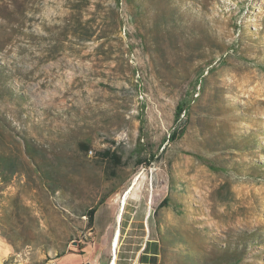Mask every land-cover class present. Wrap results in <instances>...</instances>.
I'll return each instance as SVG.
<instances>
[{"label":"rangeland","instance_id":"rangeland-1","mask_svg":"<svg viewBox=\"0 0 264 264\" xmlns=\"http://www.w3.org/2000/svg\"><path fill=\"white\" fill-rule=\"evenodd\" d=\"M0 152L13 264H264V0H0Z\"/></svg>","mask_w":264,"mask_h":264},{"label":"trees","instance_id":"trees-1","mask_svg":"<svg viewBox=\"0 0 264 264\" xmlns=\"http://www.w3.org/2000/svg\"><path fill=\"white\" fill-rule=\"evenodd\" d=\"M188 108H189V105L186 104L185 102L180 103L177 106V110H176V121L177 122L180 121L181 116L184 113L185 114L187 113ZM185 131H186L185 127H182V128H179V129H175L172 132L171 136L168 138V140L171 141V142H175L181 135H183L185 133ZM80 149L87 153L90 150V146L87 143H81L80 144ZM25 155L30 159L31 164H33L34 166L39 167V163L37 162L36 156L33 153L32 147H31V145L29 143H25ZM100 155H101L102 159L106 160L114 168H119L120 166H122L124 164L123 160H122V157L118 153L113 152L111 150H105L102 153H100ZM0 158L2 159V162L4 164H6L10 170H12L11 169L12 167H16L17 162H18L17 158L7 157L2 152H0ZM156 158H157V155L150 154L149 159H144V160L142 159V160L139 161L138 164L139 165L146 164L147 166H149L153 161H155ZM15 172H17L16 169H13L9 173L7 171L0 170V178L4 182H8V180L10 178V174L12 175ZM38 172L41 174L42 173L41 169H39ZM52 190H53V192H55L54 188ZM169 201H170L169 198L164 199L162 201V203L159 205V209L168 206L169 205ZM105 202H106V200L103 199L101 201V203H99V205H97L95 207H92V208H90L87 211L86 217L88 218V224H89L90 227H93V225L95 224L97 212H98L100 206H102ZM148 246L149 245L147 244L145 250L148 249ZM74 252H77V253H80V254L84 253V250L80 249V243L79 242L77 243V245L71 246L69 248V250L67 252H65V253H74ZM65 253H63V254H65ZM63 254H61V255H63ZM61 255H59L55 259H52V261H49V262H55L57 259L60 258ZM157 260H158V255H157L156 252H154L152 254H150L149 252H146L144 255H142L140 257V264H157Z\"/></svg>","mask_w":264,"mask_h":264},{"label":"bare ground","instance_id":"bare-ground-1","mask_svg":"<svg viewBox=\"0 0 264 264\" xmlns=\"http://www.w3.org/2000/svg\"><path fill=\"white\" fill-rule=\"evenodd\" d=\"M128 195H129V192L122 199L121 208H120V212H119L118 219H117V223L118 224H120L121 218H122V214H123V212H124V210L126 208V202H127V199H128ZM119 235H120V229L117 227L116 234H115V237H114V240H113V244H112L113 259L111 260V264H116L117 242H118V239H119Z\"/></svg>","mask_w":264,"mask_h":264},{"label":"crops","instance_id":"crops-1","mask_svg":"<svg viewBox=\"0 0 264 264\" xmlns=\"http://www.w3.org/2000/svg\"><path fill=\"white\" fill-rule=\"evenodd\" d=\"M11 245L6 243L3 239H0V264H13L9 262V259L12 255L11 252ZM46 264H55L52 263H46Z\"/></svg>","mask_w":264,"mask_h":264},{"label":"built area","instance_id":"built-area-1","mask_svg":"<svg viewBox=\"0 0 264 264\" xmlns=\"http://www.w3.org/2000/svg\"><path fill=\"white\" fill-rule=\"evenodd\" d=\"M89 155H90V156L93 155V151H92V150L89 151Z\"/></svg>","mask_w":264,"mask_h":264},{"label":"water","instance_id":"water-1","mask_svg":"<svg viewBox=\"0 0 264 264\" xmlns=\"http://www.w3.org/2000/svg\"><path fill=\"white\" fill-rule=\"evenodd\" d=\"M75 245H77V243H75ZM85 264H92V263H90V262H87V263H85Z\"/></svg>","mask_w":264,"mask_h":264}]
</instances>
